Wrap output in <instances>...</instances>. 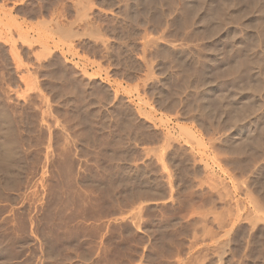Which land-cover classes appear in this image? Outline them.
<instances>
[{"label": "rangeland", "instance_id": "rangeland-1", "mask_svg": "<svg viewBox=\"0 0 264 264\" xmlns=\"http://www.w3.org/2000/svg\"><path fill=\"white\" fill-rule=\"evenodd\" d=\"M0 264H264V0H0Z\"/></svg>", "mask_w": 264, "mask_h": 264}]
</instances>
